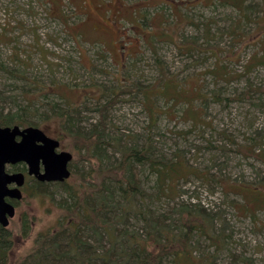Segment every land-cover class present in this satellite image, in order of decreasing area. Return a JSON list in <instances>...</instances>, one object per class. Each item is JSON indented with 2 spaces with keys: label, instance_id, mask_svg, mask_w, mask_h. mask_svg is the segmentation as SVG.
I'll return each mask as SVG.
<instances>
[{
  "label": "rangeland",
  "instance_id": "obj_1",
  "mask_svg": "<svg viewBox=\"0 0 264 264\" xmlns=\"http://www.w3.org/2000/svg\"><path fill=\"white\" fill-rule=\"evenodd\" d=\"M49 103L146 149L138 184L148 208L164 223L181 210L210 218L223 244L215 264H264V0H0V107L29 105V120L59 136L75 164L58 120L40 121ZM112 146L101 168L119 160ZM90 169L79 161L66 186L85 189ZM64 188L26 194L8 227L15 259L58 227ZM143 226L133 214L118 224L142 236ZM100 244L109 246L104 232ZM192 245L199 256L213 249L196 236Z\"/></svg>",
  "mask_w": 264,
  "mask_h": 264
},
{
  "label": "trees",
  "instance_id": "obj_2",
  "mask_svg": "<svg viewBox=\"0 0 264 264\" xmlns=\"http://www.w3.org/2000/svg\"><path fill=\"white\" fill-rule=\"evenodd\" d=\"M72 112L70 104L58 109L55 103H49L41 114L44 120L40 121L53 117L58 120L63 133L73 139L75 151L79 152L78 162L91 164V169L85 172L89 183L78 175L86 181L85 189H81L83 184H75L76 187L64 184L61 198L66 213H63V219L57 228L40 236L34 249L21 258L13 257L11 233L0 226V264H68L67 260L72 264H164L169 258L173 264H215L223 244L215 242L218 238L213 234L210 218L181 210L174 221L164 223L159 222L158 215L148 208L145 200L151 196L138 184L139 169L149 161L146 149L129 144L121 146L119 138H108L104 134L103 123L101 126L99 121L88 122L87 128L82 127ZM31 113L29 105H18L6 113L0 107V126H37L38 123L29 120L33 116ZM107 144L115 146L119 160L101 168L102 148ZM77 163H71L73 170ZM163 178L161 173L157 174L156 195H164V190L167 192ZM111 207L118 213L106 221L104 218L110 213L105 212ZM129 214L141 220L145 235L135 229L118 228ZM103 232L107 235V248L100 244ZM194 236L208 241L212 251L203 252V256L196 255V246L192 245ZM243 261L252 264L248 258Z\"/></svg>",
  "mask_w": 264,
  "mask_h": 264
},
{
  "label": "water",
  "instance_id": "obj_3",
  "mask_svg": "<svg viewBox=\"0 0 264 264\" xmlns=\"http://www.w3.org/2000/svg\"><path fill=\"white\" fill-rule=\"evenodd\" d=\"M20 137L17 141L16 138ZM38 142L41 144L39 145ZM58 140L47 137L41 129L28 126L20 129L19 126H0V225L7 227L8 218L14 215L11 205L3 198L11 196L19 198L18 188L8 190L7 184L16 182L20 186L23 174L5 172L7 164L24 162L28 167V174L34 175L43 181H64L70 176L67 168L72 159L68 151L55 152ZM42 162L44 173L39 174V164Z\"/></svg>",
  "mask_w": 264,
  "mask_h": 264
},
{
  "label": "flooded vegetation",
  "instance_id": "obj_4",
  "mask_svg": "<svg viewBox=\"0 0 264 264\" xmlns=\"http://www.w3.org/2000/svg\"><path fill=\"white\" fill-rule=\"evenodd\" d=\"M16 126H19L20 129L28 127L26 125H16ZM34 127H37V126H34ZM39 129H41V128H39ZM42 131L47 137L55 139V140H58L59 146L55 150V152L58 153V152H61V151H67V150H64L63 148H61L62 144H61V139H60L59 136H56V137L55 136H50L44 130H42ZM16 140L19 141L20 137H17ZM38 144L40 145L41 143L38 142ZM70 153L72 155V159L67 165V168L70 171V176L67 179H65L64 181H61V182L60 181H43V180H40L38 177H36L34 175H29L28 174V167H27V165L24 162H18V163H15V164H7L5 166V172L6 173H8V174L21 173V174H23L24 178H23V182H22V184L20 186H17L16 182H12L10 184H7V189L8 190H12V189L18 188L20 196H19V198H16V197H11V196L7 195V196H5L3 198V201L5 203L11 205L13 207V209H14V215L11 218H8V225H7V227H3V228H8L9 227V225L11 223L10 221L15 217L16 213H21V211H20L21 208H22L21 204H22L23 200L25 199L27 193L36 194L38 190H42L46 186H50V188L51 187L52 188H56V187H59V186H62L64 184H66L67 180L72 176L71 163H72V160H73V153L72 152H70ZM43 173H44V166H43L42 162H40V164H39V174H43ZM42 191H44V190H42ZM44 194L49 198V194H47V192H45Z\"/></svg>",
  "mask_w": 264,
  "mask_h": 264
},
{
  "label": "bare ground",
  "instance_id": "obj_5",
  "mask_svg": "<svg viewBox=\"0 0 264 264\" xmlns=\"http://www.w3.org/2000/svg\"><path fill=\"white\" fill-rule=\"evenodd\" d=\"M92 86V85H91ZM65 101H67V100H65ZM66 103V102H65ZM199 202V201H198Z\"/></svg>",
  "mask_w": 264,
  "mask_h": 264
}]
</instances>
